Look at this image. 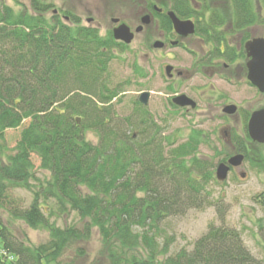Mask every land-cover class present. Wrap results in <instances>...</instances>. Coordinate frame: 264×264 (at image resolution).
Listing matches in <instances>:
<instances>
[{
  "label": "trees",
  "instance_id": "obj_1",
  "mask_svg": "<svg viewBox=\"0 0 264 264\" xmlns=\"http://www.w3.org/2000/svg\"><path fill=\"white\" fill-rule=\"evenodd\" d=\"M223 2L237 6L234 29H242L245 13L249 23L256 21L250 6L257 0ZM50 7L42 0H32V12L0 6V152L7 149L0 202L10 188L30 191L31 205L12 216L50 236L31 246L0 218V264H74L64 260L67 253L86 257L79 244L88 243L94 229L99 258L108 264H264L239 231L226 227H211L191 252L170 255L173 238L163 222L207 203L215 181L213 165L198 157L205 135L193 132L175 145L139 102L131 116H117L112 102L120 90L110 88L107 77L120 42L97 28L68 25L59 15L48 18ZM175 10L194 13L183 2ZM198 33L217 36L216 28L200 23ZM25 121L15 148L5 147L6 131ZM246 141L233 137L246 159L264 147L250 143V151ZM33 156L49 178L37 175ZM67 213H76L81 226L52 222Z\"/></svg>",
  "mask_w": 264,
  "mask_h": 264
},
{
  "label": "rangeland",
  "instance_id": "obj_2",
  "mask_svg": "<svg viewBox=\"0 0 264 264\" xmlns=\"http://www.w3.org/2000/svg\"><path fill=\"white\" fill-rule=\"evenodd\" d=\"M20 1L26 3L27 10L32 12L28 0ZM45 3L52 5L53 9L62 8L73 12L75 0H45ZM254 3H258L259 8L264 11L262 0ZM4 5L18 11L11 0H0V6ZM62 13L66 14L63 11ZM124 13L129 21L137 14L132 7L125 9ZM51 15V11H48L47 17L50 18ZM110 29L111 23L108 22L102 29V35ZM259 32L264 36L263 27ZM157 39V30L149 27L144 33L137 34L124 50H116L107 78L110 88L120 90V95L112 102L115 113L120 118L131 116L140 95L143 92H150L151 98L147 108L155 121L163 127L164 135L170 136L175 145L186 142L193 132H202L205 135L198 157L213 165L215 181H211L207 187L209 192L207 203L200 208H190L182 214L171 216L163 222L167 235L173 238L170 255L182 249L191 252L195 242L211 227H226L239 231L252 255L264 261V147L252 156L251 160L247 159L240 169L232 170L225 182L220 183L215 176L217 165L231 155V149L225 143L226 134H220V130L229 127L237 136L244 135L242 118L237 115L233 119H228L222 111L224 106L227 103H234L240 107V112L244 115L264 108V94L249 84L242 62L234 65L229 72L213 77L211 76L213 68L196 69L198 61L204 57L201 53L202 46L196 38L186 41L183 47L168 46L162 51L153 47ZM166 65L174 66L175 69H186L193 76L190 79L175 77L174 80H170L165 73ZM182 94L195 99L198 107L190 110L172 107L171 100ZM28 124L29 121H25L20 128L7 130L2 144L10 150L14 149L22 129ZM134 132L135 129H131V133ZM88 138L94 143L97 142V137L93 133H90ZM6 153L7 149L0 152V166L6 163ZM33 162L40 178L50 177L49 172L40 168L41 162L37 156H33ZM242 171L246 173L244 178L240 174ZM32 201L33 195L30 191L10 188L5 199L0 202V218L16 238L37 247L48 242L49 232L45 229L34 230L24 221L12 216L16 210L28 208ZM52 222L61 228L73 224L81 226L76 213L53 218ZM79 246L84 248L86 257L78 258L76 253L70 251L64 260L68 262L72 260L74 264H108L99 258L101 242L97 229L93 230L88 243Z\"/></svg>",
  "mask_w": 264,
  "mask_h": 264
},
{
  "label": "flooded vegetation",
  "instance_id": "obj_3",
  "mask_svg": "<svg viewBox=\"0 0 264 264\" xmlns=\"http://www.w3.org/2000/svg\"><path fill=\"white\" fill-rule=\"evenodd\" d=\"M11 1L14 3V6L18 8V11L27 9L26 3L21 2L20 0ZM28 2L31 5L32 0H28ZM43 2H45V0ZM182 2L186 3V5L189 4V6H192V8L194 9V13L192 15H181L175 10V8H179ZM182 2L180 0H75V4L73 5V12L67 11L66 9L62 8L53 9L54 7L52 5L49 8V11H51L52 15H59L61 21L68 25L72 24L74 26L97 28L99 29L101 35L103 32L102 29H104L105 25L109 22L111 23V29L103 35L111 33L113 37L114 29L118 28L121 25H126L130 28L131 32L134 35L133 40L135 39L137 34L144 33L149 27H154L158 32V39L155 42L160 41L163 44L162 48H156L159 51L165 50L166 48H168V46L174 48L180 46L183 47L185 46L186 41H189L192 38H196V40L202 46L201 53L204 54L202 60L198 61L196 69L203 70L208 67L213 68L214 72L211 75L213 77L223 75L224 72H229L234 65H237L238 62H242L247 81L250 85L255 87L248 78L249 69L247 67V64L251 59L247 55L245 45L247 42L253 39L264 38L263 34L259 32L262 27L264 28V11L259 8V4L254 3L250 6L251 8H253V15H251V17L252 19H255L256 17V21L249 23V18H247V14L245 13V18L242 22V29H234L236 25L234 12L237 6L233 3L223 2V0H182ZM128 7L134 8L137 12L136 17L132 21L127 20L124 13L125 9H127ZM61 10L66 14H63ZM170 12H174L175 15L182 21H192L195 25V33L189 36L179 35L175 31L172 20L169 17ZM145 16H149L150 18V23L148 25H143V17ZM199 23L205 24V26L208 28H216L217 36H211V34H205L204 36L200 35L198 33ZM140 27L143 28L139 33H137L136 30ZM255 29L257 32L255 31ZM116 41L120 42L121 44V47L118 49L120 51L124 50V48L128 47L129 45L122 41ZM173 43L177 44L173 45ZM173 68L174 70L172 71V78L167 77L170 80H174L175 77H185L190 79L193 76L191 72L186 69H175L174 66ZM216 69L218 71H215ZM227 77L230 78L229 76ZM226 79L227 78H224V80ZM255 88L258 90L257 87ZM258 92L261 93L259 90ZM190 98L193 99L192 97ZM193 100L197 103L195 99ZM171 105L175 109L180 108L174 105L172 103V100ZM229 105H234L237 107V111L233 115H229L224 112V109ZM185 108L187 110H190V108L188 107ZM222 111L228 117V119H233L235 116L239 115L244 123L243 136H237L234 132L230 131L229 127H223L220 130V134H226L225 143L231 149L230 157L236 154H243L245 156L243 152H240L238 150L237 145H234V135L240 138L248 136L250 141H246V148L250 151V143L254 145L257 144L260 146H264V144L254 142L248 133V122L251 118V115L257 110L242 115L240 112V107L238 105L234 103H227ZM253 151L254 153L250 155L251 158L252 156L257 154L255 149ZM251 158L248 160H251ZM246 160L247 159L245 156L244 162ZM240 168L241 167L231 168V171L238 170ZM242 173L245 172L242 171Z\"/></svg>",
  "mask_w": 264,
  "mask_h": 264
},
{
  "label": "water",
  "instance_id": "obj_4",
  "mask_svg": "<svg viewBox=\"0 0 264 264\" xmlns=\"http://www.w3.org/2000/svg\"><path fill=\"white\" fill-rule=\"evenodd\" d=\"M175 31L181 36H189L195 33V25L192 21L180 20L174 12L169 13ZM150 23L149 16L143 17V25ZM143 27L136 30L139 33ZM114 38L118 41L130 44L134 38L130 28L126 25H121L114 29ZM177 43H173L176 45ZM155 48H162L163 44L160 41L155 42ZM245 49L248 57L251 59L247 67L249 69L248 78L252 84L258 88L261 93H264V38H256L246 43ZM173 66L167 65L165 73L168 78H172ZM151 98L150 92H143L139 97V102L143 106H148ZM172 103L180 108L188 107L196 109L197 103L185 94L176 96L172 99ZM237 111V107L229 105L224 109V112L233 115ZM248 133L251 139L259 144H264V108L255 111L248 122ZM245 156L236 154L231 156L226 162H221L216 168V179L222 183L228 179L231 168L241 167L244 163ZM241 177H246L245 173H241Z\"/></svg>",
  "mask_w": 264,
  "mask_h": 264
},
{
  "label": "built area",
  "instance_id": "obj_5",
  "mask_svg": "<svg viewBox=\"0 0 264 264\" xmlns=\"http://www.w3.org/2000/svg\"><path fill=\"white\" fill-rule=\"evenodd\" d=\"M1 254H5L3 251H0Z\"/></svg>",
  "mask_w": 264,
  "mask_h": 264
}]
</instances>
